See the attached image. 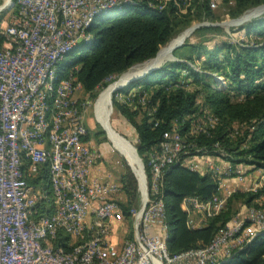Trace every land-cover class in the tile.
<instances>
[{"label": "built area", "instance_id": "1", "mask_svg": "<svg viewBox=\"0 0 264 264\" xmlns=\"http://www.w3.org/2000/svg\"><path fill=\"white\" fill-rule=\"evenodd\" d=\"M139 2L18 0L9 22L0 21V264H226L233 252L264 231L263 214L251 212L227 222L206 245L168 252L164 171L181 163L200 174L220 172L214 164H192L201 161L196 156L183 157L187 153L174 123L142 164L138 207L129 211L131 237L119 244L112 240L111 224L123 215L113 199L120 185L89 178L98 154L85 139L87 127L76 98L82 89L74 74L78 64L70 62L64 75L59 70L71 51L91 47L88 29L100 17L131 10ZM203 117L213 121L209 113ZM26 164L32 174L47 165L53 211L38 218L32 215L45 193L27 183ZM222 170L229 173L230 164ZM225 203L219 193L206 201L186 196L180 207L187 225L198 228ZM246 224L252 226L245 231L252 232L244 239ZM57 231L73 240L70 249L54 245Z\"/></svg>", "mask_w": 264, "mask_h": 264}, {"label": "trees", "instance_id": "2", "mask_svg": "<svg viewBox=\"0 0 264 264\" xmlns=\"http://www.w3.org/2000/svg\"><path fill=\"white\" fill-rule=\"evenodd\" d=\"M14 1V13L18 10V0ZM182 5L190 0H179ZM208 0H196L188 4L185 12L175 7L174 0H165L158 4L157 0H140L131 10L114 14L94 23L88 32L92 36L91 47L71 51L67 64L60 68L59 74L69 72L70 62L78 64L74 72L77 81L85 93L92 94L99 88L107 87L132 66L146 62L156 56L162 46L180 30L190 25L194 10L199 18L212 16ZM222 3H233L230 16L235 18L246 10L264 5V0H221ZM165 3V4H164ZM156 6V9L150 6ZM159 6V7H158ZM186 9V8H185ZM247 36L252 34L259 40H243L240 43H224L226 54L220 63L217 62V49L210 56L201 60L202 46L184 44L174 50V55L183 61H175L168 66L154 69L143 77L134 80L115 94L123 100H114L117 111L134 128L137 135V153L144 166L147 154L162 140L172 124H176L180 134L186 137L183 150H199L200 154H218L216 144L226 150L225 159L230 164L245 162L255 168H264V15L243 26ZM201 60L202 72H195L189 63ZM179 69L189 70L191 80L181 82ZM222 76L231 81L217 84L214 77ZM110 77V82L106 80ZM186 83V84H185ZM148 99H143V96ZM202 98L211 118L215 119L214 130L188 135L189 121L201 115ZM141 120H135L139 110ZM202 106V107H203ZM235 123H241L238 132ZM88 140V133L85 137ZM218 152V153H217ZM188 154H184L186 157ZM24 165L25 179L28 184L39 185L44 197L35 205L33 218L49 214L53 211L51 191L47 173V165L36 173L27 171ZM123 188L137 197L133 177L130 173L122 176ZM163 201L165 208V224L169 238L167 250L178 253L203 246L225 227L233 218L232 204L235 200L244 199L248 205H255V199L264 202V186L257 192L234 191L226 200L225 207L219 213L208 217L198 228L187 225L188 217L180 204L186 196H197L200 200H209L220 193V186L211 172L200 174L190 170L181 163H174L164 171ZM129 204L119 203L122 214L128 218ZM73 240L62 231H57L54 245H61L67 250ZM226 264H264V231L255 235L242 248L231 255Z\"/></svg>", "mask_w": 264, "mask_h": 264}, {"label": "rangeland", "instance_id": "3", "mask_svg": "<svg viewBox=\"0 0 264 264\" xmlns=\"http://www.w3.org/2000/svg\"><path fill=\"white\" fill-rule=\"evenodd\" d=\"M193 1L194 0H190L187 3L183 2L184 5H182L179 0H174V4L177 9L185 12V10H187L188 8V4H190L191 2L193 3ZM208 1H209L208 5L210 11L212 12L211 18L210 19L208 17L199 18V16H197L198 14L196 13V10H194L192 14L187 16L188 18H190V25L187 28L178 31L170 39V41H168L164 46L160 48V50L162 51L172 41L176 40L181 36H184L182 41L174 45L176 47L170 50L168 56H164L159 60V62L150 65L151 67L153 68L155 67L154 69H158L164 66H168L170 63L175 61H183L184 59L182 57L180 58L178 56H175L173 52L175 49L182 47L184 44L190 43V44L202 46L205 49V51H202L200 55L201 60L210 56V54L207 52H210L214 49L219 50L217 54V62L220 63L223 59V56L226 54L225 49L223 47L224 43H240L243 40H246V38L254 41L259 40V38L253 36L252 34L247 36L245 30L243 29V26L253 20L262 18L264 15V8H263L264 5H259L250 8L240 16L233 18L230 16V10L233 7V3L230 2L229 4H225L222 3L221 0H208ZM12 2L14 5L13 0ZM157 2L158 4H160L162 2H165V0H157ZM198 2L199 0H196V3ZM4 4H5V0H0V8L2 7L0 9V21L7 24L9 22V18L13 14H15L14 13L15 11L13 5L11 7H7V5L4 6ZM150 8L156 9V6L151 4ZM102 19H104V17H100L98 20H102ZM158 54L153 59H156ZM201 60L197 59L196 62L189 63L195 72L200 73L202 71L205 72V70H207L202 67L200 63ZM147 66L148 65L146 64L144 65L141 64L139 65V67L137 66L138 68L134 67L132 69H129L128 71L142 73L149 67ZM138 69L140 71H138ZM179 70H180V75L183 78L181 82L184 83L191 80V77L189 76V70L187 69H179ZM128 71H126L124 74H126ZM121 76H119L114 81L116 82L119 81ZM214 79L217 81V83H220V85L226 84V87L231 83V81L224 79L222 76H217V77L215 76ZM113 83H110L107 87H109ZM107 87L99 88L95 90L92 94L85 93L82 89H79L76 93V98L78 101V105L81 106L82 117L87 127L88 142L91 144L94 150H96V153L98 154L99 162L109 172V175L107 176V178L109 179L106 178V180L115 182L117 183V185H120V191L118 192L116 198L113 197V199L123 204H129L130 201H132L133 203L129 205V209H128V214H130L129 211L131 209L138 207V201H139L138 175L132 169L130 163L126 160V158L120 154V152L116 149L114 144L108 138L107 133L105 132L101 124L97 121V117H96L97 100L100 94L104 90H106ZM143 97H144L143 99H148V97L145 95ZM114 100L121 101L123 100V97H121V95L119 94L112 93L105 107L104 116L108 120L112 128L116 131V133L122 136L123 138H125L126 140H128L129 142H131L134 148H136L137 135L135 133V130L132 127V125L117 111V109L113 104ZM198 102L201 105L200 112L202 113L199 116L197 115L193 121L191 122L189 121V130L187 131L188 135L189 134L194 135V133L201 132V131L196 132L194 130L195 127L202 128L203 130H207V129L214 130L216 127L215 119L212 118L213 121L209 123L203 117L205 113H210V112L209 109L206 108V106H203L205 105V103L202 100V98L198 99ZM134 109L139 110L140 108L136 106L134 107ZM141 114L142 111L139 110V114H137L135 117L136 121L139 122L141 120V116H142ZM240 124L241 123H235L233 126L238 132L241 133L242 130H238L239 128H241ZM178 135L180 141L182 142V146L185 147L186 137L180 134V132ZM215 146H216L215 150L218 151L219 153L217 152L218 154H213V155L200 154L199 150H197L199 148L197 149L194 148L193 150L191 149L189 151L188 150H184V151L188 154L187 157L191 158L196 156L197 158L201 159V161L196 159L192 160L191 161L192 164H199V162L200 164H216L215 161L221 164H230L225 159V157L228 156L226 153L227 151L224 150L222 146H218V144H216ZM208 157L210 158L215 157L216 159L215 161L212 162V160L209 159ZM139 158L142 164H144L140 156ZM217 165L219 166V164ZM230 166H231V171L227 174L224 173L221 165L218 167L220 172L217 173L213 172L214 174L212 173L220 186V193L224 197H226V200L234 191L239 190L243 192L254 193L257 192L258 188L264 186V168H255L253 165L245 162L230 164ZM126 173H130V175L133 177L135 191L137 194V197L135 198V202L134 199L132 200L131 195L123 188V184L121 182L122 176ZM261 198L254 200V204H257L258 206L248 205L245 203L244 199L235 200L232 204V209L234 211L232 219L235 220L237 218H245L247 214L251 212H253V214H258V215L263 214L264 216V202L261 201ZM248 226H252V225L246 224L244 226V230L242 232V237L244 239L247 238V236H249L248 234L252 232L250 231L249 233H247L249 230L245 231V229ZM132 232H133L132 218L130 216H128V218H125L122 215V217H120L119 220L117 221L113 220L111 224V236H112V240L116 244H119L123 240V238H127V237L130 238Z\"/></svg>", "mask_w": 264, "mask_h": 264}, {"label": "bare ground", "instance_id": "4", "mask_svg": "<svg viewBox=\"0 0 264 264\" xmlns=\"http://www.w3.org/2000/svg\"><path fill=\"white\" fill-rule=\"evenodd\" d=\"M7 2L9 3V0H5V4H8ZM183 38H184V36H181V37L177 38L176 40L172 41L162 51L160 50L156 59L148 62L146 65L150 66L152 64H155L156 62H159V60L161 58H163L164 56H168L172 46H174L176 43L182 41ZM139 69H138V71H140ZM137 73L128 71L126 74L121 76L119 81H117V82L113 83L112 85H110L109 87H107V89L104 90L100 94V96L97 100V103H96V112H97L96 117H97V121L101 124V126L103 127V129L107 133L108 138L111 140V142L114 144L116 149L120 152V154L123 155L126 158V160L130 163L132 169L137 173L139 179L141 180L142 175H141V168H140V160L138 158V155L136 153L134 146L132 145L131 142H129L128 140H126L125 138H123L122 136L117 134L116 131L112 128V126L110 125V123L108 122V120L104 116L105 107H106L112 93H114L128 79H130L133 75H135Z\"/></svg>", "mask_w": 264, "mask_h": 264}, {"label": "crops", "instance_id": "5", "mask_svg": "<svg viewBox=\"0 0 264 264\" xmlns=\"http://www.w3.org/2000/svg\"><path fill=\"white\" fill-rule=\"evenodd\" d=\"M209 159H211L212 162L215 161V157H212V158H209ZM215 163H216V164H214L215 167H219L220 165L223 166V164H221V163H219L217 161H215ZM217 164H219V166ZM108 175H109L108 170H106L104 168V166L98 160L96 162V164L90 170L89 178L91 180H96L97 179V180L103 181V180H106V178H107ZM107 179H109V178H107Z\"/></svg>", "mask_w": 264, "mask_h": 264}, {"label": "water", "instance_id": "6", "mask_svg": "<svg viewBox=\"0 0 264 264\" xmlns=\"http://www.w3.org/2000/svg\"><path fill=\"white\" fill-rule=\"evenodd\" d=\"M7 5V7H11L12 5H13V2H12V0H9V3L8 4H4V6H6ZM2 8V7H1ZM264 8V7H263ZM176 46H173L172 48H171V50L172 49H174ZM158 53H159V51H158ZM157 53V54H158ZM156 54V55H157ZM152 60H154L153 58L152 59H150V60H148V61H146V62H143V63H140V64H136V65H134V66H132L130 69H132V68H134V67H137V66H139V65H141V64H147L148 62H150V61H152ZM154 68L153 67H151V66H149L148 68H147V70H145L144 72H142V73H137L136 75H133L130 79H128L120 88H118L113 94H115V93H117L118 91H120V90H122L125 86H127V85H129L131 82H133L134 80H136V79H139V78H141V77H143L146 73H148V72H150V71H152ZM124 74V73H123ZM114 82H116V81H114ZM135 150H136V148H135ZM136 153H137V151H136ZM138 155V154H137ZM138 158H139V156H138ZM139 160H140V158H139ZM142 162H141V160H140V168H142Z\"/></svg>", "mask_w": 264, "mask_h": 264}]
</instances>
